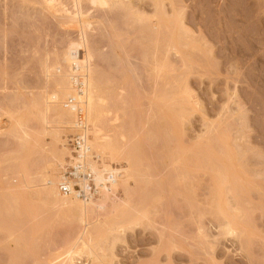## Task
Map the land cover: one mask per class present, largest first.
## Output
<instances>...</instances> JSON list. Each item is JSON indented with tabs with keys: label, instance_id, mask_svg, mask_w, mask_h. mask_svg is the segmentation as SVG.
<instances>
[{
	"label": "rangeland",
	"instance_id": "obj_1",
	"mask_svg": "<svg viewBox=\"0 0 264 264\" xmlns=\"http://www.w3.org/2000/svg\"><path fill=\"white\" fill-rule=\"evenodd\" d=\"M47 2L0 0V264H63L83 229L38 194L41 171L59 172L39 113L53 87L45 67L63 72L82 15L110 113L102 129L119 153L106 163L118 187L125 161L135 164L123 186L145 210L122 233L133 204L92 217L105 234L96 254L105 264H264V0Z\"/></svg>",
	"mask_w": 264,
	"mask_h": 264
},
{
	"label": "bare ground",
	"instance_id": "obj_2",
	"mask_svg": "<svg viewBox=\"0 0 264 264\" xmlns=\"http://www.w3.org/2000/svg\"><path fill=\"white\" fill-rule=\"evenodd\" d=\"M106 2L107 0H91L92 5L96 4L98 6H106ZM47 4L49 5V7H52V9L53 7L58 6L57 3L54 2V0H48ZM78 13L76 15H78ZM82 17L81 22H79V24L78 22H75V24L77 23L79 25L80 29L79 41L75 45H73L74 50H68L65 53V59L62 64L65 67H63L64 70L62 69L63 72H60L59 75L51 76L49 74L51 70L50 67H45L46 74L48 77H50V79L48 80L53 82V87L50 92H47L44 96H42V106L39 113L41 116V121L44 124L43 133H48L51 136L52 140L55 142V150H53L54 152L51 151L53 156L51 152L50 155L53 158V161L57 164L56 168L59 169V172L55 171L54 173L46 174V172L41 171V174L39 175L41 178L40 182L42 183V187L39 190L38 194L39 196H43L44 199L49 201L52 207L57 209L58 211H66L67 213L74 212L77 215V217L75 218L78 219L79 224L83 227V229H81L79 238L75 241V243H73L71 249L67 248L69 250L67 251V253H65L66 257L64 255L65 259L64 257H61L62 260H66L68 264H75V258L84 257V259L87 258L88 261H93V263H95L94 261H101L105 264V262H103V260L105 261V257H99L100 255L98 256L96 254V247L99 244H96V242L99 241V239L105 235L103 233L104 231L102 232V229L99 230V226H95L94 229L91 228L92 226L89 223V220L95 216L98 219L99 216L103 215V213L106 214V216H110L109 214H113L112 216H114V213L119 212L116 211L118 209L117 207L120 208V206L123 205L130 206L129 204H133L129 203L131 202V198L129 199L130 196L127 193L128 188H124L123 185H125V187L127 186V183L125 182H127V180L129 179V173L133 172L129 170H131L132 166H134L135 164L133 165L131 163L132 161L129 159L128 161L131 162L125 161L127 163L128 169H123L125 171L123 172L127 175V180L125 178L124 181L119 184L120 187H122V190L124 189L123 192L125 194L123 195V199H119L116 203H114L115 201H113L110 206L109 202H111V196L114 195V197H116L115 192H117L118 188H120L118 187V182L119 180H121L120 170L114 169L110 163L112 162L111 160H113L114 157L119 153L118 150L116 151V148H114V146L112 147L110 143L111 141H109L110 137L105 134L102 129V118L105 117V115L109 112L105 108L107 107V103H105V99L101 96L102 93L100 92L101 90H99V85L97 84L99 80L97 81L98 78L93 67V55L91 54L92 52L91 50H89L90 48L88 47L87 43L86 30L87 28H89L88 26L90 23L85 22ZM79 18L80 16L78 17V19ZM50 84L52 83L50 82ZM69 98L72 99L74 103L70 107H65L66 100H68ZM115 111L117 110L115 109ZM50 125H52V127L55 126V129H50ZM48 129H50V132L48 131ZM79 132L80 135H82L84 138L88 136L86 138V141L88 146L90 147L91 154L89 153L90 151L88 152V155L84 156H74L72 154L68 143L69 139L66 134H71L72 136L78 134ZM62 134L65 135V138L62 137ZM110 136L113 137V135ZM122 140H124L123 136ZM130 151L134 156L135 154H133V151L135 150ZM93 153L95 158L92 157ZM106 159H109L111 162L109 164L106 163ZM77 160H84V162L87 164V166L93 173L94 182L99 189L97 197L91 198L89 200H81L76 196L63 197L58 194L56 186L61 181L66 166H68L69 164L72 165ZM125 160H127V158H125ZM22 173V179L24 183L27 182L26 187H29L30 185L28 184V182L31 183V180L28 174L25 173V171ZM133 177H135V175ZM133 206L135 209V204H133ZM133 206L132 208L130 207V211H132L131 209H133ZM136 209L134 210V213L132 212L135 217H131V219L129 220L126 219L127 222L125 224L121 220L123 224L119 226V228L121 227L119 229L121 231L120 233L124 232L125 229H132L136 227L137 221L145 215V210L140 208L137 209L138 212H136ZM106 216L104 215L102 216V218ZM100 218L96 221L97 223ZM88 228H90V230ZM108 229L110 230L109 227ZM84 236L86 238H83ZM96 237L99 239H95ZM79 242L81 243L80 245ZM59 264L62 263L59 262Z\"/></svg>",
	"mask_w": 264,
	"mask_h": 264
},
{
	"label": "built area",
	"instance_id": "obj_3",
	"mask_svg": "<svg viewBox=\"0 0 264 264\" xmlns=\"http://www.w3.org/2000/svg\"><path fill=\"white\" fill-rule=\"evenodd\" d=\"M73 103L74 101L69 98L66 100L65 107H70ZM86 138L80 135V132L71 136L68 143L74 156L91 154ZM92 157L95 158L94 153ZM56 188L58 194L63 197L76 196L81 200L95 198L99 191L94 182V175L84 160H77L72 165L66 166L62 179Z\"/></svg>",
	"mask_w": 264,
	"mask_h": 264
}]
</instances>
